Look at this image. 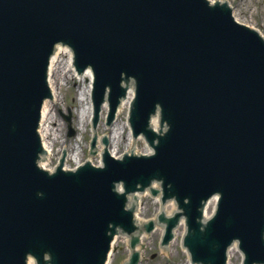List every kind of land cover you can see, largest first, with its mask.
<instances>
[{
  "label": "water",
  "instance_id": "obj_1",
  "mask_svg": "<svg viewBox=\"0 0 264 264\" xmlns=\"http://www.w3.org/2000/svg\"><path fill=\"white\" fill-rule=\"evenodd\" d=\"M229 9L206 0H0V264H25L28 253L41 264L44 251L52 264H103L116 226L134 229L125 193L153 178L162 201L174 197L182 209L158 214L162 244L184 215L193 260L224 264L237 239L244 264L264 263V42ZM58 41L73 48L77 70L94 72L95 116L109 87L108 124L122 75L136 78L130 124L152 155L116 160L105 152L102 168L85 163L51 175L37 167L46 66ZM156 104L169 124L163 135L148 127ZM120 181L121 194L113 189ZM215 192L216 213L202 227V203ZM143 223L136 218L140 230ZM142 232L131 237L135 249Z\"/></svg>",
  "mask_w": 264,
  "mask_h": 264
},
{
  "label": "rangeland",
  "instance_id": "obj_2",
  "mask_svg": "<svg viewBox=\"0 0 264 264\" xmlns=\"http://www.w3.org/2000/svg\"><path fill=\"white\" fill-rule=\"evenodd\" d=\"M231 5L236 10L237 17L243 21L246 20L247 23H253L254 28L259 29L264 34V0H230ZM54 68V67H53ZM54 73V86L57 87V99L54 102H49V113L46 114V126L48 131V140L52 143V156L50 157L52 163H55L59 153L58 149L61 146L74 145L75 135L72 137L66 136L67 123L64 120L62 114H66L68 110L71 112L72 126L76 128L77 137L79 134L78 129V114L79 110L82 108V102L80 101V89L85 84L83 80H79L72 76V72L65 71L64 62L60 64V67L56 65ZM105 114L102 113L100 116V123H98V128L96 132L98 135L107 134L109 132L108 127L104 125ZM125 111L118 114L116 119L117 126L121 124L125 119ZM85 124V123H84ZM90 123L86 122V127L81 133L82 141L80 143L83 152L78 150L77 160L84 162L87 159H91L95 164L99 159V155L90 156L88 154V144L90 137L92 135ZM126 134L125 130L122 133V137L118 138V145L115 147L111 146V149L117 154L135 148L138 150L142 149V141L137 140L131 145H126ZM117 139V140H118ZM75 160H69L68 165L73 167L75 165ZM160 204L153 200V197L149 194H144L141 196V208L138 212L139 217L144 219L153 218L155 214L160 209ZM212 211V210H211ZM159 226V225H158ZM158 228V227H157ZM182 230L177 229L174 242L169 246L168 254L162 251V247L159 245L161 233L156 229L153 233H148L146 242L147 245L143 251V255L140 263L138 264H184L188 258L187 253L181 245V234ZM115 250L113 264H122V262L127 257L126 243L123 238H116L115 240ZM241 261V256H236V258H231V264H239Z\"/></svg>",
  "mask_w": 264,
  "mask_h": 264
},
{
  "label": "bare ground",
  "instance_id": "obj_3",
  "mask_svg": "<svg viewBox=\"0 0 264 264\" xmlns=\"http://www.w3.org/2000/svg\"><path fill=\"white\" fill-rule=\"evenodd\" d=\"M224 3L227 2V7L228 8H231V11H232V14H233V17L235 18V20H237L238 22L240 23H243L245 25H247L248 27H252L254 28V24L253 23H247L246 20H243L241 21L238 17H237V13H236V10L233 8V6H231V3L229 0H222ZM259 32H260V35L262 37H264V34L259 30L257 29ZM64 62V65H65V69L66 70H71L72 66H71V54L68 50H66L65 48H62L59 52L57 51V53L55 54L54 56V59H53V63H52V67L56 68V65L58 67H60V64ZM81 80H83L85 82V84L82 86V88L80 89V101L82 102V108L79 110V115H78V119H79V122L78 123V129H79V134H78V137L76 136V139H75V144L74 145H68L67 146H61L59 148V151L58 153H64V157L62 158H58L59 159V162H62V165L65 167V168H69V165H68V161L69 160H75V163L76 164H79L80 163V160H77V156H78V150H80L81 148V141H82V137H81V133L84 131V123L86 121H89L92 117V107H91V101H90V95H91V83H92V73L90 70H86L85 72L82 73V78H80ZM51 90H52V94H53V100L56 98V92H57V87H53V85H51ZM128 99H126V101L123 102L122 106H121V109L119 111L122 112V110H125L127 109V106H128V103L130 102L129 101V98L131 96V94L129 93L128 94ZM106 108V107H105ZM103 109V111H105L106 109ZM49 105L47 102H44V105H43V108H42V122H41V133H42V142H43V146L45 148V150H48L47 151V154L45 156V159L44 161H48V159L51 157V155L53 154L52 153V143L48 140H46V137H47V126H46V114L49 113ZM103 113V112H102ZM102 116V114H101ZM108 129H109V132L107 133V136H108V140H109V151L111 154L115 155L113 153V150L111 149V146L112 147H115L118 145V141L120 137H122V133L126 130L127 131V134H126V145H131L133 144V142H136L137 140L141 139L142 141V150L145 151V153H149L150 151V147L148 146L147 144V141H145L144 137H139L138 139L136 138H133L132 137V133L130 132V129L128 127V123L126 120H124L121 124H119L117 126L116 122L114 124V126L112 125H109L108 126ZM93 131L95 132V130L93 129ZM118 139V140H117ZM136 148V147H135ZM78 149V150H77ZM102 149V146L99 145V143L97 144L96 146V150L98 152H100ZM82 151V150H81ZM133 152H138V149H136L135 151ZM59 157V156H58ZM43 167H45V163H42L41 164ZM155 200L158 201V199L155 198ZM215 201H216V198L213 197V199L209 200L205 206V210H204V217H208L210 212H211V209L212 207L214 206L215 204ZM138 202H139V199H138ZM138 205V203H137ZM163 208H165V210H169L170 208V212H172L173 208H175L174 206V203H169L165 206H163ZM137 217L139 219H141L142 221H144L142 218H140L138 215ZM158 229V232L161 233L163 231V227L160 226L157 228ZM178 229L182 230L183 229V232H184V224L180 223V225L178 226ZM177 231V230H176ZM176 231H175V235H176ZM153 233V232H152ZM147 238V234L145 232H142V237H141V244L138 246V248L136 249L139 254H140V257H142L143 255V251H144V248L145 246L147 245V242L145 241ZM123 240L125 241V243L127 244V241H126V238H123ZM174 241L170 242V244H168L167 246L165 247H162V251L165 253V254H168V250H169V246L173 243ZM116 244V242L114 243V245ZM126 251H128V249H126ZM240 255V252H239V248L237 246L236 243H233V246H229L228 250H227V257H228V261H227V264H231V258H236V256H239ZM242 257V255H240ZM113 261H114V254L113 253H110L109 254V258H108V262L107 264H113ZM127 260H125L124 263H126ZM123 263V264H124ZM30 264V262H29ZM184 264H199V263H194L189 257L187 258L186 260V263Z\"/></svg>",
  "mask_w": 264,
  "mask_h": 264
}]
</instances>
